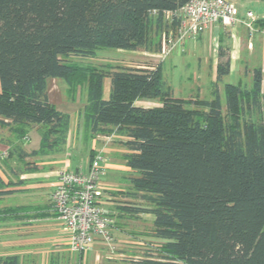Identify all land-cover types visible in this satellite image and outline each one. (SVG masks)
<instances>
[{
	"label": "trees",
	"instance_id": "1",
	"mask_svg": "<svg viewBox=\"0 0 264 264\" xmlns=\"http://www.w3.org/2000/svg\"><path fill=\"white\" fill-rule=\"evenodd\" d=\"M188 1L0 0V128L19 140L39 127L37 149L15 147L22 159L63 151L70 118L50 102L47 80L84 86L80 116L87 132L125 138V164L135 175L124 196L145 204L119 209L154 215L152 233L165 256L149 264H264L261 68L253 70L250 88L224 85L223 113L217 88L209 99L175 97L160 65L79 66L66 59L94 57L100 48H149L165 27L164 13ZM229 69L219 49L217 81ZM105 77L108 99L102 98ZM9 184L0 177V196L11 193L4 190ZM0 264L20 262L6 255Z\"/></svg>",
	"mask_w": 264,
	"mask_h": 264
},
{
	"label": "crops",
	"instance_id": "2",
	"mask_svg": "<svg viewBox=\"0 0 264 264\" xmlns=\"http://www.w3.org/2000/svg\"><path fill=\"white\" fill-rule=\"evenodd\" d=\"M232 1L238 9L237 21L232 24L216 22L196 38H186L174 51L178 56L185 53L187 51L186 48L190 49V45L195 51L198 48L202 50L207 49L204 61L209 65L211 82H216L219 49L224 52L226 58L229 60V73H233L235 71L238 72L237 66L241 63L243 54L251 56L254 54L256 46H261V63L258 68L262 70L264 84V24L258 22V20L264 19V11L262 16H257L248 7L250 3H257V0ZM247 12H252L254 19L248 18L246 16ZM247 23H249L250 26H247ZM146 54L149 56L156 55V53ZM158 65H160L161 68V62ZM128 67L154 68L147 64L129 65ZM254 69L256 68L254 67L252 69L251 74ZM247 71L249 73L250 69ZM53 83L55 86H59V88L52 94L50 88L47 87L48 98L58 110L67 113L70 118L67 140L64 150L61 153L56 152L46 155L31 156L32 164L20 167L21 163H19L17 168H10V164L4 162L2 158L7 142L6 137L2 136L1 132L7 128H0V177L6 183L12 182V184H9V187L4 188V190H10L11 193L0 196V199L5 196L26 197V202H18L16 206L12 204L11 206L5 207L9 209L10 207H30L27 217L25 214H22V216L19 214L12 218L7 216V213L4 212V207L0 208V257L16 255L19 258L20 264H99V262L95 261L98 260L101 247H103L100 241H97L92 249L84 252L79 253L69 250L67 235L63 231L60 221L51 208V194L62 171L77 170L81 166L83 169L85 168V166L83 167L80 163L82 161L78 163L76 161L79 154L84 157L85 153L84 150L81 149L80 140L84 138L86 141H89L90 151L94 150L97 152L96 150L99 149L98 147L102 146V143H99V145L97 144V140L99 142H104L101 138L103 139L105 135L91 137L87 132L84 120L79 116V112L85 104L86 96L84 99H79L75 91L73 94L67 96L69 91L67 87L63 88L64 85L56 81ZM62 83H65V81ZM60 87L63 89H60ZM64 93H66V95ZM195 96L201 99H209L205 98L200 93L189 95V97ZM136 104L145 107L159 105L158 102L153 101H136ZM33 138L35 140L37 139L35 144H31ZM111 138H115L113 141L119 142L120 148L118 149L122 154L124 163L122 168L129 172V177L135 175L125 164L124 154L127 153L128 150L120 143V141L125 138L117 136L116 134L112 135ZM9 139L12 141V144L15 143L25 152H30L39 147V127L35 126L31 128L27 136L22 139L18 140L15 137ZM17 158L22 161V157L19 156V153H17ZM26 158L27 157L24 159ZM100 165L104 169L106 166H109V164L104 162L103 158ZM123 191L124 189L108 191L100 180L98 186V203L103 208L109 209L112 206L113 196L124 195ZM116 205L121 206L122 204ZM18 213L21 212L18 211ZM10 219L14 223L13 227L8 229L9 231H3V224Z\"/></svg>",
	"mask_w": 264,
	"mask_h": 264
},
{
	"label": "rangeland",
	"instance_id": "3",
	"mask_svg": "<svg viewBox=\"0 0 264 264\" xmlns=\"http://www.w3.org/2000/svg\"><path fill=\"white\" fill-rule=\"evenodd\" d=\"M248 7L253 11L257 16H262L264 11V0H257V3H250ZM169 32L167 33V29ZM166 32L167 34L173 35L174 25L167 21L165 27L161 30L159 34L152 36V45L149 48H138L137 50H120L114 48H100L96 51L94 57H80L75 55H70L66 59L70 63L77 64L79 66H95L102 67L104 65L113 66V67H128L129 65H151L156 67L161 62V72L164 81L167 85L170 86L172 93L175 97H189V95H196L200 93L205 98L212 97L213 89L217 88L221 97V104L223 107V113H225V94H224V85L227 83L240 85L241 87L250 88L252 85V69L258 68L261 63V46H256L254 54L247 56L243 54L241 65L239 64L238 72L228 73L224 75L220 80L216 82H211L210 78V69L208 63L205 60V53L207 49L202 50L200 48L193 50V47L190 45V49L186 48L187 51L181 55H176L173 51L169 56L165 57L163 60L157 53L160 50L162 33ZM159 45L157 46V44ZM159 47V48H158ZM146 53H156L155 56H149ZM248 69L250 72L248 73ZM241 79V80H240ZM240 80V81H239ZM54 81L63 84V88L69 90L67 96L73 94L74 91L77 92L79 99L85 98V87L77 86L76 88L69 89L68 85L60 78H49L47 80V87L50 88L52 94L58 90L59 86H55ZM60 87V89H63ZM264 88V84H263ZM111 90L110 78L105 77L103 79V92L102 98L108 99ZM62 93V91H61ZM66 95V93H64ZM63 94V95H64ZM80 116V112H79ZM81 117V116H80ZM256 117V115H253ZM82 118V117H81ZM2 136L6 137V148H4L2 158L4 162L9 163L10 168H17V165L21 163L20 167L24 165H30L33 162L31 157L22 159L20 161L17 158V148L18 146L10 141L9 138H13L14 135L10 133L8 129L2 130ZM112 136H105L99 149L90 151L89 141H86L84 138L80 140L81 149L84 150V157L78 155L76 158L77 163L80 162L84 169L88 167L90 162L96 156L103 158L104 162L109 164L105 169L102 170L100 175V180L108 191H116L119 189H124L123 193H126L130 189L129 181V172L122 168L123 157L118 148H120L119 142L113 141L115 138ZM28 139V138H27ZM4 140V139H2ZM37 139L34 138L31 140V144H35ZM13 149H15L13 151ZM11 150V154L8 155V152ZM64 150V149H63ZM62 152V151H61ZM58 152V153H61ZM82 157V158H81ZM82 159V160H81ZM27 160V161H26ZM102 161V160H101ZM26 163V164H25ZM19 166V165H18ZM79 169H83L82 166ZM77 169V170H79ZM26 197H9L5 196L0 199V208L4 209V212L7 213V216L13 217L18 216L19 214H25L28 216V210L30 207H8L17 205L18 202H26ZM116 204H128V205H145L142 201L129 196L124 195H114L112 200V206L109 209H106L111 217V224L109 226L110 232V241H100L96 242L89 248L92 249L97 241L102 242L103 247H101V252L99 254L98 260L99 264H149L151 261H164L165 253L162 249L163 241L157 239L153 236V220L154 215L152 213H141L137 216H130L121 212L118 208L119 205ZM115 207V208H114ZM52 208V205H51ZM20 211L21 213H18ZM53 211V209H52ZM54 212V211H53ZM3 224V231H9L14 225L10 219L8 222ZM82 252V251H81ZM84 252V251H83ZM90 252V251H89ZM80 253V252H79Z\"/></svg>",
	"mask_w": 264,
	"mask_h": 264
},
{
	"label": "built area",
	"instance_id": "4",
	"mask_svg": "<svg viewBox=\"0 0 264 264\" xmlns=\"http://www.w3.org/2000/svg\"><path fill=\"white\" fill-rule=\"evenodd\" d=\"M246 16L254 19L252 12H247ZM164 20L176 23L173 35L167 34L169 28L167 33H162L157 53L161 60L186 38H196L214 23H234L238 20V9L232 0H189L177 10L165 12ZM101 160L96 156L86 169L62 171L51 194L52 209L72 252L86 251L96 240L110 241L112 220L109 212L98 203Z\"/></svg>",
	"mask_w": 264,
	"mask_h": 264
}]
</instances>
